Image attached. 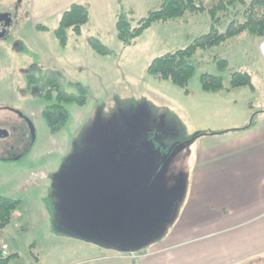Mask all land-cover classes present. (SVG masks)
Here are the masks:
<instances>
[{"label":"rangeland","instance_id":"rangeland-1","mask_svg":"<svg viewBox=\"0 0 264 264\" xmlns=\"http://www.w3.org/2000/svg\"><path fill=\"white\" fill-rule=\"evenodd\" d=\"M161 1L79 0L88 21L79 35L68 31L62 46L54 31L70 9L65 0H6V10H16L0 40V128L9 141L28 133L18 136L19 146H0V196L19 202L0 239L16 255L10 264H177L185 251L146 258L207 233L180 230L196 221L189 146L250 106V120L264 114V39L243 33L197 50L186 88L153 79L147 68L154 59L190 46L212 26L224 33L235 12H218L214 25L207 13L157 22L130 45L118 41L120 13L134 24ZM94 41L108 53L97 54ZM236 72L248 73L254 89L230 90ZM203 74L221 77L229 90L205 92ZM30 75L39 88L56 78L67 94H79L76 84L86 92L83 105H63L67 121L56 133L49 125L61 113L35 96ZM190 248L193 255L218 249L212 242Z\"/></svg>","mask_w":264,"mask_h":264},{"label":"crops","instance_id":"crops-1","mask_svg":"<svg viewBox=\"0 0 264 264\" xmlns=\"http://www.w3.org/2000/svg\"><path fill=\"white\" fill-rule=\"evenodd\" d=\"M65 1L70 7L79 4V0ZM252 113L250 106L226 126L199 133L194 146H189L192 158L185 165L196 221H186L191 227L180 230L207 233L151 251L146 261L159 253L185 251L177 264L264 263V114L250 120ZM221 233H227L226 237L215 240ZM210 242L218 249L193 255L192 245Z\"/></svg>","mask_w":264,"mask_h":264},{"label":"trees","instance_id":"trees-1","mask_svg":"<svg viewBox=\"0 0 264 264\" xmlns=\"http://www.w3.org/2000/svg\"><path fill=\"white\" fill-rule=\"evenodd\" d=\"M230 9L235 10L234 18L224 33H219L212 26L210 33L199 37L190 46L166 53L154 59L148 66L147 74L153 79L167 80L177 87L186 88L195 72L191 59L197 50L217 47L229 38L238 37L243 33L258 39L264 38V0H162L157 10L150 12L147 17L136 21L134 24L126 18L125 14L120 13L115 25L116 38L123 45H130L153 23L176 21L187 15L201 13H207L214 25V22L217 21L218 12H229ZM87 21L88 10L84 5L74 4L65 11L54 31L60 45L66 44L68 31L79 35L81 27ZM91 46L99 55L103 56L108 53L105 46L98 41L92 42ZM218 63L221 68H225L224 61ZM251 79V76L246 72L233 73L229 89H252ZM28 80L31 86L36 85L32 87L35 96L51 104L48 109H57L61 113L60 119L49 125L52 133L58 132L67 121V113L63 109V105L70 103L83 105L85 103L86 92L79 84L75 85L79 91V94L75 96L62 91V84L56 78L44 81L40 88L36 84L40 80L39 78L30 75ZM200 83L202 90L207 93L229 90L224 87L223 80L219 76L203 74L200 77ZM18 205V201L0 196V239L4 229L11 224ZM15 256L4 254L0 249V264H10Z\"/></svg>","mask_w":264,"mask_h":264},{"label":"flooded vegetation","instance_id":"flooded-vegetation-1","mask_svg":"<svg viewBox=\"0 0 264 264\" xmlns=\"http://www.w3.org/2000/svg\"><path fill=\"white\" fill-rule=\"evenodd\" d=\"M6 2V0H4ZM1 1L0 2V40H6V36L8 34V29L10 28V24L12 20V10H16V8H9V10H6V3ZM0 131H6L5 128H0ZM15 140L9 141L10 134L8 133V136L5 138H0V146H6V148H11V146H19L18 144V136H21L20 138H26L28 136V133H24L23 135H20L18 133H15L13 135Z\"/></svg>","mask_w":264,"mask_h":264},{"label":"water","instance_id":"water-1","mask_svg":"<svg viewBox=\"0 0 264 264\" xmlns=\"http://www.w3.org/2000/svg\"><path fill=\"white\" fill-rule=\"evenodd\" d=\"M8 136V132L7 131H0V138H5Z\"/></svg>","mask_w":264,"mask_h":264},{"label":"built area","instance_id":"built-area-1","mask_svg":"<svg viewBox=\"0 0 264 264\" xmlns=\"http://www.w3.org/2000/svg\"><path fill=\"white\" fill-rule=\"evenodd\" d=\"M5 248H6V247H5L4 245L0 244V249H1V250H5Z\"/></svg>","mask_w":264,"mask_h":264},{"label":"bare ground","instance_id":"bare-ground-1","mask_svg":"<svg viewBox=\"0 0 264 264\" xmlns=\"http://www.w3.org/2000/svg\"><path fill=\"white\" fill-rule=\"evenodd\" d=\"M263 50H264V48H263Z\"/></svg>","mask_w":264,"mask_h":264}]
</instances>
